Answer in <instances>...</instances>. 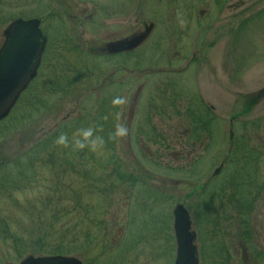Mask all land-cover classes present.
Listing matches in <instances>:
<instances>
[{"label":"rangeland","instance_id":"374dc122","mask_svg":"<svg viewBox=\"0 0 264 264\" xmlns=\"http://www.w3.org/2000/svg\"><path fill=\"white\" fill-rule=\"evenodd\" d=\"M135 12L139 32L155 24L144 44L112 65L94 60L105 42L129 35ZM18 18H40L49 40L30 94L40 104L54 101L62 69L100 78L53 114L30 118L31 107L0 125V264L58 252L85 264H175L178 204L190 211L200 264H214L212 246L224 237L231 264H264V0H0V46ZM103 96L120 100L115 170L93 165L105 155L86 116ZM205 108L210 130L190 138V111ZM66 120L78 135L64 146L81 148L90 163L76 167L71 154L66 166L62 152L40 146ZM242 139L263 157L254 181L239 186L249 168L235 151ZM206 205L212 232L202 221Z\"/></svg>","mask_w":264,"mask_h":264},{"label":"trees","instance_id":"16d2710c","mask_svg":"<svg viewBox=\"0 0 264 264\" xmlns=\"http://www.w3.org/2000/svg\"><path fill=\"white\" fill-rule=\"evenodd\" d=\"M96 59H102V58H94V60ZM104 64L108 66V65H112V62L111 61H109L108 63L104 62ZM60 72L62 74L58 75L57 73L56 75L53 76L54 78L52 77L54 79L53 86L55 87L54 88L55 89L54 101H51L50 103H48V105H46L45 103L44 104L39 103L40 102L39 96L35 94V92L38 90V77H37L33 81V83L30 85L28 90L22 95L21 99L19 100L18 104L14 108L11 115L6 120L1 122L0 125H2L8 120L10 123L13 121V119L15 121V118L16 119L19 118V116L15 114L17 111L26 110V109L28 111V109H30L31 107L38 108V109H36L33 112L30 118L34 117L35 113H38V115L53 114L60 109L61 106H57V105L58 104L61 105V102H63L64 99L74 98L75 100H78L79 97L81 98L82 93H80V91L82 90V88L83 87L86 88L88 83H91L95 79L100 78L99 75L97 76L93 75L92 73L87 72L86 70L84 71L76 70V74H72V75L69 74L70 70L68 69L66 71L62 69L60 70ZM117 74L118 73H116L115 75L114 74L112 75L115 77ZM112 75L108 77L107 81L111 80ZM45 84L47 85V84H52V83L45 82ZM33 90H36V91L34 92L33 95H30ZM27 95L28 96L30 95L29 96L30 100H26L28 98ZM49 96H51V94ZM32 100L35 103H33ZM117 102H120L117 96H103L98 100L99 107H95L96 109L92 110L91 114L86 116L87 119L92 120V123L89 125V127L94 128L93 135L98 137L96 141L99 142L97 146L103 145V148L101 150L103 151L105 155V157L102 156L101 160H99L98 163H95L93 165H97L100 167L106 161V165L108 169L111 168L113 170L117 168L116 165H118V162L123 159L122 157H119L120 155H118L119 153H118V147H117L118 133L116 131V126H117L116 122L119 116L118 115L119 108L115 105ZM247 111H250V108L246 110V113ZM210 112L211 110H209L208 108H205V110L203 111V114L199 116L194 110L190 111L191 113L190 115L191 117L190 138H198L200 130H203V131L210 130L211 122L213 118ZM23 120H25V118ZM69 121L66 120L62 122L61 124L57 125L55 129L50 131V133L48 134V139L42 141L40 146L43 147L42 145H44L45 149L52 150V151L58 150L59 152H62V154L64 155V158L62 156L61 160L62 159L65 160L66 166L68 165L71 159V154L75 161L76 167L81 166L80 162H82L83 160L84 161L86 160L85 163H90L91 159L87 156L84 150H81V148L74 150V147L71 146L72 150L69 151L67 147L64 146V144L68 146V144L72 143L69 140V135H71L72 133L75 136L78 135L77 131H75L77 124L75 123L68 124ZM66 124L70 125V127H68ZM95 128L100 129V133H96ZM200 135H203V133ZM232 138L235 139L234 135L232 136ZM235 142H236L235 151L237 153L247 154V152L250 150L248 146L247 147L245 146L247 144L245 140L243 139L236 140ZM74 143H76L75 138H74ZM39 152H42V151L40 150ZM63 152H67V155H65ZM243 175L244 174L242 173V176L240 177L241 181L239 180V186H241ZM238 177H239V174H238ZM120 178L123 181L129 180L132 182L133 180L135 182H138V179L132 178L131 175L125 176L121 174ZM39 182H40V174L38 173V183ZM237 193L242 194L241 191H237ZM204 209H205L204 210L205 218L203 217L202 221L205 220V223H208V226H210V230L212 232L213 231L212 225L214 224V219L211 218V214L213 213V207L212 205L211 206L206 205ZM197 210H198V214L200 217L201 210L200 209H197ZM204 226L207 227L206 225ZM244 236H245L244 242H247V240L250 239L249 237H246L248 236V233L244 234ZM230 242L228 239L224 237L223 241H219L216 244H214V246H212L214 249H213V256H210L211 262H213L214 264H231V261L233 259H232V254L230 252L231 251V248L229 246ZM56 254H60V253L58 252Z\"/></svg>","mask_w":264,"mask_h":264},{"label":"water","instance_id":"95a60500","mask_svg":"<svg viewBox=\"0 0 264 264\" xmlns=\"http://www.w3.org/2000/svg\"><path fill=\"white\" fill-rule=\"evenodd\" d=\"M41 20L17 19L4 31L0 48V122L5 120L18 103L21 95L38 75L47 37L41 29ZM151 27L124 42L111 43L109 51L118 54L138 48L149 36ZM174 231L177 244L175 264H200L197 234L193 230L188 209L178 204L174 210ZM16 264H83L76 257L28 256Z\"/></svg>","mask_w":264,"mask_h":264},{"label":"flooded vegetation","instance_id":"af4514ba","mask_svg":"<svg viewBox=\"0 0 264 264\" xmlns=\"http://www.w3.org/2000/svg\"><path fill=\"white\" fill-rule=\"evenodd\" d=\"M137 9V7H136ZM133 17H136V23L134 26L131 25V28H130V32L128 33L129 35H126L124 36L123 34L125 33H122L121 37L117 40H113V41H110V42H105V45L103 46L102 49H100V51L98 52V54H94V58H102L104 60L105 63H108L109 61L113 62L115 60H121L122 58H131L132 55H134V53L138 50V49H135V50H132V51H125V52H121V53H118V54H111L110 51H109V45L111 43H120V42H124V41H128L136 36H138L140 33H143V32H139L138 30V17H137V13L135 12ZM154 23H151L150 25H148L145 30L149 27L152 26V30L149 34V36L152 34L153 32V29H154ZM128 29H125L124 32H127ZM3 41H4V35H3ZM49 42V40H48ZM48 42H47V45H48ZM3 43V42H2ZM2 45V44H1ZM46 50H47V46H46ZM46 50L43 54V58L45 56V53H46ZM138 65V63L136 64ZM117 72H121L120 70H117ZM113 74L115 75L116 74V71L113 72ZM108 79H106V82H107ZM250 98V97H249ZM257 99H253V100H250L249 99V105H248V109L250 108V111L251 109L254 107V105L256 104ZM247 144L245 145L246 147L248 146L250 148V150L247 152V154H243L244 155V159L247 160V164L249 165V168L243 173V179H246V181H244V183H248V182H251L252 180L254 181V177L258 171H261V168L257 167L258 163L262 162V153L260 151H258V148L257 147H253L251 146V142L250 141H246ZM251 166H253V168H251ZM251 169H254V171H252ZM252 171V172H251ZM252 173V174H251ZM249 176V178H248ZM259 196L261 195H258L257 197H249V198H246V202H247V205L251 207V205H253L254 202H256L259 198ZM250 211L248 210V213ZM247 213V214H248ZM246 215V214H245ZM250 215V214H249ZM247 217V216H246ZM248 229V228H247ZM248 231V232H247ZM247 231L244 232V234L248 233V236L246 237H249V234H250V230L248 229ZM82 261V260H81ZM83 262V261H82ZM83 264H85L83 262Z\"/></svg>","mask_w":264,"mask_h":264}]
</instances>
